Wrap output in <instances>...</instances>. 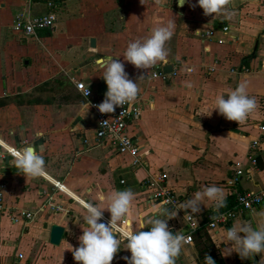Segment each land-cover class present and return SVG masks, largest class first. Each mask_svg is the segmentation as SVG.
Returning <instances> with one entry per match:
<instances>
[{
    "label": "crops",
    "instance_id": "crops-1",
    "mask_svg": "<svg viewBox=\"0 0 264 264\" xmlns=\"http://www.w3.org/2000/svg\"><path fill=\"white\" fill-rule=\"evenodd\" d=\"M53 2L54 29L26 38L11 31L16 13L47 14L51 9L45 0L31 8L22 0H0V140L6 142L0 151L34 145L47 172L45 177L25 178L10 164V156L4 162L0 158V204L6 209L0 211V264H76L68 244L78 247L83 234L81 201L100 203V196L113 190L136 194L127 223L119 222V228L139 231L144 224L141 231H148L147 221L157 215L159 205L152 200L155 189L145 187L144 181L158 173L166 177L179 203L210 185L222 188L225 197L223 207L201 205L194 214L199 229L177 264H204L206 256L223 264H264V253L248 259L235 252L222 254L231 247L223 239L225 229L242 222L253 228L264 223V202L246 212L232 203L235 191L264 188V0H232L236 15L231 19L205 16L197 0H185L183 6L179 0H150L145 6L140 0ZM169 19H174L175 29L166 44V62L143 70L123 60L129 41L146 38ZM109 56L118 57L134 82L144 76L137 82L142 112L137 120L127 121L129 135L147 153L143 165H133L130 156L116 153L110 143L96 142L94 113L89 109L85 115V101L72 81H83L93 99H104L107 86L99 64ZM164 65H172L175 75L153 79L152 70L159 67L162 72ZM242 81L258 101L256 112L244 123L227 121L215 110L207 116L215 97ZM253 143L255 167L248 161ZM234 162H241L245 173L231 186ZM56 183L61 191L54 188ZM11 210L36 216L26 225L12 222ZM216 210L236 214L225 226L206 228ZM184 215L180 211L168 221L173 234L187 233ZM109 220L104 211L100 222ZM54 224L66 232L58 246L49 243ZM130 255L121 249L111 264H127L123 258Z\"/></svg>",
    "mask_w": 264,
    "mask_h": 264
},
{
    "label": "clouds",
    "instance_id": "clouds-1",
    "mask_svg": "<svg viewBox=\"0 0 264 264\" xmlns=\"http://www.w3.org/2000/svg\"><path fill=\"white\" fill-rule=\"evenodd\" d=\"M149 2L150 0H140L143 6ZM179 2L180 6H183L185 0ZM156 3L158 4L159 0H156ZM231 4L232 0H197L196 6L203 10L205 16L224 14L231 19L236 15L235 11L230 9ZM174 29V19H169L166 23L155 26L146 38L129 41L122 54L123 60L134 68L143 70H149L159 62H166L169 54L166 44L172 38ZM117 58L109 56L99 64L102 70L101 77L107 86L104 100L99 105H95L101 114H112L117 108L135 102L140 93L137 82L143 80L144 76H139L136 82L129 79L124 64ZM79 87L83 89L84 85ZM247 89L248 82L242 81L226 95L216 96L214 107L207 116H211L215 110L227 121L246 122L258 108L257 99L250 96ZM82 94L84 97L89 95L88 87ZM90 107H93L90 102L81 103L85 115ZM106 124L107 120L101 125ZM40 135L41 133H36L37 137ZM5 143L0 140V144ZM5 156L11 157L10 164L25 178L35 179L47 175L44 158L34 145H25L19 149L13 147L10 153L0 151L3 162ZM135 196L131 189L113 190L107 196L102 194L100 203L81 201L84 212L83 234L78 238V247L72 248L68 244L76 264H111L116 253L121 249L131 254L130 257L123 258L127 264H177L191 237H186L182 233L173 234L169 229L168 221L176 217L178 212L184 211L183 219L196 223L194 214L200 212L201 205L206 207L212 204L219 209L224 206L225 201L222 188L216 185L200 188L190 199L176 205L175 211L159 210L157 215L147 221L150 225L148 231H141L145 229V225L141 224L139 231H123V239H121L119 222L127 223L125 217L132 207ZM104 211L110 214L107 223L100 222L103 220ZM223 239L228 242L227 245H231L222 253L225 256L235 252L241 259H248L264 253V223H260L257 228H253L249 222L234 225L224 230ZM204 264H215V261L210 256H206Z\"/></svg>",
    "mask_w": 264,
    "mask_h": 264
},
{
    "label": "built area",
    "instance_id": "built-area-1",
    "mask_svg": "<svg viewBox=\"0 0 264 264\" xmlns=\"http://www.w3.org/2000/svg\"><path fill=\"white\" fill-rule=\"evenodd\" d=\"M25 7L31 8L33 5L37 4L39 0H22ZM54 0H45V4L49 9H51L47 14L44 15H34L29 16L28 14L16 13L13 24L11 26V31L21 37L26 38H36L37 33L46 30H52L55 27L56 23V13L54 11ZM223 31H228V28H223ZM222 41H219L221 43ZM214 69L212 68L211 71ZM190 72V70H187ZM175 75V71H173L169 75H163L161 69L157 67L152 70L151 77L166 79L168 76ZM74 83V87L76 91L80 94V96L84 99L85 102H90L93 107L90 109L94 113V137L98 144L102 143H110V145L114 148L116 153L120 155H128L133 159V165H143V157L146 156V152L142 150V147L139 146L135 141H133L132 137L128 133V120H137L140 117L142 112L141 106L136 99L135 102L124 105L122 108H117L112 114H101L98 112L95 105H99L104 99L101 100L97 98H92V91L88 88L89 95L87 97L83 96V91L87 89V86L83 81L72 80ZM79 85H84V88H80ZM107 120L106 125H101L103 121ZM126 141V142H125ZM257 147V143H253L252 152L248 155V161L252 167L256 166L255 159V148ZM6 152L10 153L6 150ZM2 158V157H0ZM245 170L241 162H234V169L232 170V176L230 178L229 185L235 186L243 177ZM166 177L162 173H158L155 176V179L151 180L150 178L144 181V185L147 188H154L155 191L152 195V200L159 205V210L167 209L173 210L176 208V205L179 204L178 196L174 193L172 189H170L165 184ZM123 183V182H121ZM60 183L54 184V188L61 191ZM235 200L236 207L240 212L251 211L260 207L264 202V188L259 192H238L235 191ZM158 210V212H159ZM0 211H6V209L0 204ZM234 211H214V214L210 216V222L208 223L206 228L209 229H217L219 226H225L228 224L235 216ZM8 215L12 222H16L17 220H21L22 223L29 224L33 221L36 216L35 212H26V211H14L11 210L8 212ZM195 219V218H194ZM196 221V220H195ZM187 233L186 237H191V240L188 241V245L193 243V235L199 229V223L196 221L185 220ZM121 230V235H122ZM123 237V236H122ZM22 255H18V259H21Z\"/></svg>",
    "mask_w": 264,
    "mask_h": 264
},
{
    "label": "water",
    "instance_id": "water-1",
    "mask_svg": "<svg viewBox=\"0 0 264 264\" xmlns=\"http://www.w3.org/2000/svg\"><path fill=\"white\" fill-rule=\"evenodd\" d=\"M90 45H94V40L90 41ZM173 72V67L172 65H164L162 67V74L163 75H169ZM101 100V98H99ZM239 132V131H236ZM66 235V232L64 231L63 227L58 226V225H51L50 227V239L49 243L54 246H58L60 244V241L63 236Z\"/></svg>",
    "mask_w": 264,
    "mask_h": 264
},
{
    "label": "trees",
    "instance_id": "trees-1",
    "mask_svg": "<svg viewBox=\"0 0 264 264\" xmlns=\"http://www.w3.org/2000/svg\"><path fill=\"white\" fill-rule=\"evenodd\" d=\"M257 158H258V157L255 155V159H256V161H257ZM234 198H235V197H234ZM232 203L236 205V200H232ZM215 264H223V263H222V261H217V262H215Z\"/></svg>",
    "mask_w": 264,
    "mask_h": 264
}]
</instances>
